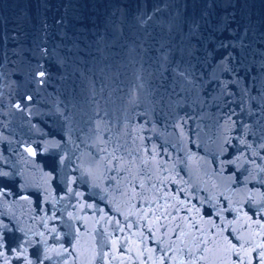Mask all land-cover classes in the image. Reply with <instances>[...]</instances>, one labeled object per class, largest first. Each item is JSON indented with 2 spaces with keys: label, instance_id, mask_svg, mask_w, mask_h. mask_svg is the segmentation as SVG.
Segmentation results:
<instances>
[{
  "label": "water",
  "instance_id": "95a60500",
  "mask_svg": "<svg viewBox=\"0 0 264 264\" xmlns=\"http://www.w3.org/2000/svg\"><path fill=\"white\" fill-rule=\"evenodd\" d=\"M0 264H264V0H0Z\"/></svg>",
  "mask_w": 264,
  "mask_h": 264
}]
</instances>
